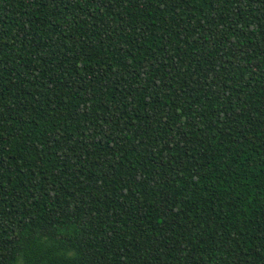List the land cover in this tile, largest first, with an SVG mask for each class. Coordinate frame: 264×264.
Instances as JSON below:
<instances>
[{
    "label": "trees",
    "instance_id": "obj_1",
    "mask_svg": "<svg viewBox=\"0 0 264 264\" xmlns=\"http://www.w3.org/2000/svg\"><path fill=\"white\" fill-rule=\"evenodd\" d=\"M0 264H264V0H0Z\"/></svg>",
    "mask_w": 264,
    "mask_h": 264
}]
</instances>
